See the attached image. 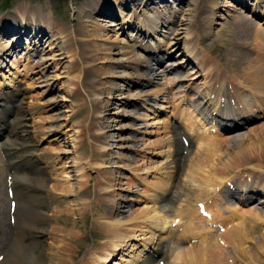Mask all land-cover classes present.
I'll list each match as a JSON object with an SVG mask.
<instances>
[{
  "label": "bare ground",
  "instance_id": "1",
  "mask_svg": "<svg viewBox=\"0 0 264 264\" xmlns=\"http://www.w3.org/2000/svg\"><path fill=\"white\" fill-rule=\"evenodd\" d=\"M181 1L182 0H173L172 2L171 0L170 2L172 3H169L168 0H95L94 2H90L88 4L81 6V8L78 11H76L78 15L75 13V15H77L78 20H81L82 22L81 26L85 36V40L87 39L90 45L94 49L98 48L97 41H102V39H99L102 37L106 41L110 40L108 41L111 45V47L108 48L110 51L111 49H117L118 44L121 45L120 50L117 49V52L115 53L122 54V57L117 59H114L112 57L110 58L113 59L114 62L118 63V66L129 68L132 71V73L129 72L118 73L114 69H111L112 71L108 70L109 73L111 74L108 75V77L120 78L123 82L125 81L126 88L124 90H128L129 95L131 97H134L135 99L133 100L134 103H131L130 101L129 103L130 108H127L128 109L127 111L124 110L128 115L137 113L135 111L137 109L135 108L137 105L145 109L147 108V106H149V110L152 113L157 111V109H153V108L157 106L158 98H160L161 97L160 95L162 94L170 93V91L160 90L161 92H159V95L154 93L153 97H151L152 95L143 97L144 95L142 89L149 84L155 83L158 77L160 78V76H162L164 73L169 72L167 68L169 65L173 67L174 65H176V63L168 62L167 65L164 66V68L158 71L157 70L158 66L154 67L151 63L153 62V64H158L160 63V59L158 60V58L151 52V50H149L150 45L148 44L147 41L145 43L144 42L140 43L141 44L140 46L145 45L144 46L145 48H143V46L140 47L139 45H137V47L136 46L134 47V44L130 43L128 40L127 41L125 40L118 41L116 39L111 40L110 37L111 35H109L108 31L106 30H111L110 27L111 28L114 27L115 29L117 28L124 29V27H132L134 30H131L130 33L128 34L131 40L137 41L140 37L145 38L151 34L150 32L148 33V29H149L147 28L148 24H144L142 19L141 22L139 21L137 23L134 22L133 15L137 14V11L135 9L141 7V11L145 10L146 13V10L150 8H156L157 6L160 8V9L158 8L157 13L159 12L160 13L159 17L161 16L160 19H163L162 24L164 23L166 24V23H171L172 20L169 19L165 20L164 19L165 13L170 15H175L177 13L176 11L177 9L175 6L179 7ZM183 1H187V4L190 6H192L193 4V0H183ZM210 3H211V6L209 5L210 16L208 19L209 24L214 20V16H216L217 11L225 10L228 13H231L230 7L238 4L241 5L242 0H210ZM131 5L134 6L130 7ZM258 5H259V1L257 0L255 7H258ZM166 8H171L172 10L170 11ZM126 9L128 10L131 9L133 10V12L129 14L127 12L125 13L124 10ZM97 15L98 16L105 15L107 17L113 16L115 19L109 20L106 25L107 29H104L103 27L105 26L100 27L95 23L96 18H94V16ZM116 19L117 22H114V20ZM185 20L186 17H182L181 23L184 24ZM238 20L241 21L240 17L238 18ZM190 22L192 23L193 21ZM193 23L196 22L194 21ZM167 25L169 24H166V26ZM45 26L47 25L44 24V22L41 20L40 17L27 18V16H21L16 19H11V20L5 19L1 21L0 35L2 34L3 35L13 34V35L9 36L6 40H2L1 38L2 36L0 37L1 39L0 67H2L3 64L2 58L8 52V50L11 52L17 50L18 47L21 46L22 43H24L25 38H26L25 40H27L26 48H24L25 53L27 51L26 55L29 56L34 52L40 55L41 51L43 50H41L39 42L42 40V37H44L45 34H47V30L52 27V26L51 27L48 26L45 27ZM255 29H256L254 31L255 39L259 40L257 41V44L259 43L258 46L260 50L263 49L262 53H260V51L258 52L262 54L260 56L261 59L255 58L257 55L252 57L253 59L255 58L254 62H250L249 65L246 66V69L244 70H242L241 68L242 73L238 74L237 71L232 72L234 74L233 78L235 81L230 82L231 84L232 83L235 84V82H239L241 86L247 88L248 90L246 89V92L250 94L249 96H251L250 98L251 100H253L252 103L249 104L244 103L243 105L241 103L242 102L241 98L239 97L240 90H237V88L240 87L238 86L239 84L236 86L237 84L236 83L235 87L231 86V88L229 89L224 83L225 81L223 78L224 76L221 77L219 75L220 73L219 70H218L219 73L213 70L216 68L217 65L215 64V66H212V64H210L208 60L206 61L205 59L203 60V62L201 61L200 63V65L202 66L201 70H206L207 74H205V77L206 78L211 77L213 80L219 83L220 84L219 88L215 86L217 88L215 89V87H213L214 84H209V81L212 79L206 80L203 83L205 90L198 89L196 92H194V95L190 97L191 99L190 98L188 99L189 103H191L190 114H193L192 115L193 117L189 116V118H185V112L181 110L180 119L178 120L175 119V121L178 122L177 126L171 124V122L170 121L168 122V120L165 121L164 123V119H159V120L157 119L153 123V124H157L160 122L164 123L162 127L164 130L162 131L163 133H165L163 134L165 135L164 141H162L163 139L161 138L162 139L160 140L161 142L160 143L159 141L157 142L158 143L157 145L159 146L154 149L153 154L161 155L164 152L163 154H165L164 155L166 159L165 161L167 162L166 163L164 162V165H160V168H162V172H161L162 179L159 180L162 181L161 183L154 182L156 183L155 185L157 186V189L155 190L153 196H151V200L153 204L148 206L145 205L146 208L144 207L142 209L143 211L140 212L141 214L140 217H142V219L138 220L139 214H137L138 217L136 218L133 217L132 220L124 219L122 214L126 211L123 210L122 208H124L125 205L123 204V201L120 200V197H122L121 196L122 191L126 189L122 188L123 185L121 183L122 178H119L120 176L117 175V173H123L121 169L125 167H131L130 164L133 160L131 154L132 150L133 151H142L143 149L145 150L144 147H142L141 149L140 147L141 145L138 144L139 142L138 140L140 139L136 138L139 132L142 133L143 128L147 130L146 127H148V124H146L145 122H141L142 120L145 119V117L143 115L141 116V115L133 114L131 115L132 120L121 122L118 126H115V128L114 127L112 128L111 125H109L110 121L108 120L106 121L104 120L105 118H101L102 121V122L100 121L101 125H99L100 127H97L98 130H102L100 133L101 135H99V137L95 136V133L93 132L91 133L93 127L92 124L91 125L89 124L90 126H88L87 128L85 127L86 131H88V133L91 135V138L94 141L99 140L102 143L101 144L102 146H100V148L105 149L107 154L101 157L99 159L100 161L92 162L91 159L93 158L97 159L99 157L98 154H96V152L93 150V148L90 145H86L83 143V141H80L79 146L75 147V150L73 152V154H75L76 156L73 157V155H71L65 157L66 159L68 158L69 162L71 158V162H73L71 165H69L70 167L69 172L71 173L70 177L74 183L73 185H71V187H68V189H70L71 192L73 191L74 195H72L73 199H71L72 204L70 203L68 205L67 204L65 205L64 203L63 204L64 207L57 209L56 213L60 212V214H62V213H68L69 211L70 212L76 210L80 211L81 208L85 210L87 208L85 205L87 204L86 200L88 199L85 200V198L83 197L84 195H89V194H90L89 196L95 197L94 200L92 199L93 200L92 205L98 206V205H104V203H106L109 213H105L106 214L105 218L107 219L103 221L104 225H102L105 234H107V238L105 239L104 242H102L103 244L100 242L99 245H96V248L93 247L94 249H91L89 256L83 259L80 262V264H107L111 256L114 255L115 251L120 253L122 252V250L124 251V249H127L126 246L128 244L130 245V243L128 242L132 240V238H136L139 241L135 242L136 245L134 247H133L134 244H132L133 248L131 247V250H129L130 252L127 257H122V256L119 257L122 260L126 261L125 264H224V263L229 264L230 261H232L231 259H233L232 257L234 256L228 251L229 250L228 244H231L232 246L231 248H233L235 252L234 253L235 258L237 259L240 257L243 259L248 258V262L251 264H263L264 258L262 259V261L259 260V258H257V253H261L264 255V232L259 231L260 233H262L259 235V237L256 235L254 236L251 235L252 229H255L256 226H258V223L260 222L262 223V221L264 222V173L262 170L263 167L262 168L252 167L253 168L252 171H246V173H243L237 177H234L233 175L224 176L223 173H225V171L221 173L219 170L215 169L217 168L215 167V165H213L215 167L214 169L213 167H210V169L212 170L206 169L205 167H203L204 169L202 167L200 168V166H197L196 163H194L195 157L193 159L191 156V153H194L193 155L196 154V156L199 155L201 156V153L203 152L202 153L203 156L198 157L202 159L203 162L205 161L207 162L209 157L214 158V155L218 147L217 145H220V142H222V140L215 139V137L214 138L212 137L211 139H208L206 137L205 139L203 137L202 139L201 138L202 135H204L205 133L210 134L212 132H216V130H219L218 128H221V126L223 127L231 123L241 122V120L244 118L251 117L253 115L258 114L259 112L260 113L263 112L264 98L258 96L259 95L258 93L259 92L264 93V29L260 27H256ZM53 31H54L53 36L50 37L49 39L47 38L45 43H48L47 46L53 48L52 50L54 49L58 50L54 52V55H56L55 60H57V62L60 63L62 59L61 55L70 51L68 45L62 42L60 38H63V40L65 38H68L69 32H67V30L64 28H62L61 30L56 28V30ZM194 32L192 29H188L189 36L192 35ZM208 33H209L208 30H206L205 35H208ZM169 34L170 35L167 36L168 40L164 41L166 45H171L173 46V48L178 47L180 44V38L178 37L179 32L170 31ZM170 36H174V37L170 39L171 38ZM57 41L59 42L56 43ZM192 41L193 40H191V42ZM193 43L194 42H192L190 45H193ZM60 44L61 47H59ZM196 46L197 44L195 43V45H193L194 50ZM255 50L257 51V49ZM95 51L97 50L95 49ZM182 53L183 56L184 54H187L186 52H182ZM48 59H50V57H48ZM46 60L47 59H43L42 57H40L37 62L40 63L39 65L41 66L45 63ZM181 62L179 61V63L177 64H180ZM186 62L188 63L191 62L190 55L189 58L186 60ZM195 69L196 70H194V72L190 71L189 73V74H194V76H192L190 80L191 79L196 80L198 77H200V71H198V68ZM170 70L173 71V69ZM76 73L77 74H73V76L75 78H80L81 71H78ZM103 74H102V78L106 77V75ZM214 74H216L215 77ZM13 75L14 74L11 73V78L7 82V85L4 84L3 86H0V108H1L0 125L2 124L3 125L2 127H4V124L7 125L6 133L3 135V138L0 140V198H2L1 195L3 193V189L4 190L6 189L5 186L6 184L4 179L7 178L6 175H10L12 177L11 184L14 187L13 186L11 187L15 188L16 187L15 183H18L17 185H20V191H22L21 195H18L19 191L17 192L18 194H16L15 201H13L14 202V211L12 213L13 222H14L13 227H15L16 234H13L14 235L13 242L9 241L11 242V244L8 243L9 246L7 248V253L10 255V259H11L10 263L12 262L11 264H74L73 252H75L76 250L75 251L73 250L77 249V247H75L70 240L73 237V235L78 232L75 233V230L72 228L74 230V231L72 230L74 233H72L73 235H71L72 231L71 230L69 231L67 228H62V227L58 228L57 226H56L57 228H54L52 226L44 225L42 226V228L38 229L35 226L36 222L43 221L49 216H52L53 212L55 211L54 208L55 206L53 204L55 202L57 203V200H59L60 198V195L59 193H57V190L61 189L62 191H64V188H62V186L57 182V178L54 175L55 169H52V164L53 162H55V157H52V155L42 151L38 147L42 139L41 137L42 130L37 127L38 122L34 119L35 117L34 115L37 112V107H35L32 103V95L31 94L28 95L29 94L28 90H30L29 85L28 83H26L24 88H22L21 82L23 83L25 82L24 78L16 77L15 75L14 76ZM220 77L222 78V80H220ZM239 77H241L242 80L239 79ZM183 80H186L184 76H177V74H175L171 82L173 84L176 83V81L177 83H181L184 82ZM105 82L106 81L104 82L101 81L100 84L104 85ZM80 84L84 86V82ZM111 84L114 83L112 82ZM130 84H133L132 85L133 88H129ZM110 87L112 88H105V89L109 90L108 92H110L112 89L123 90L119 86L113 85ZM179 91L180 90H178V92ZM129 95L127 96L130 97ZM28 96H29V100L26 101V98ZM110 96L112 97V95ZM234 98H239V99H234ZM11 99H16V101H18L17 103L19 104L17 108H14V111L10 110V108L7 105V103L11 102ZM233 99L235 101L232 103ZM158 106L161 108L165 107L163 105H158ZM2 109H4L5 111L4 112L1 111ZM89 111H90V105L86 101L81 99V103L75 109V113H74L75 123L78 122L77 118L81 117L84 114L89 113ZM196 122L197 124L199 123L201 125L198 127L202 131L201 133L200 132L196 133L197 131V129L195 128ZM207 123H210V126H208ZM182 126L185 130L182 128ZM2 127L0 126V131ZM261 127H258V129ZM120 128L122 129L126 128V130H129V133L126 135L125 134L122 135L123 133L120 132L121 131ZM250 128L252 130V127ZM250 128L248 129L249 131H251ZM113 130H118V131L113 132ZM240 131L234 132L231 135L228 134L226 143H228L227 145L229 147V152H227V154L225 155L227 157L224 163H223L224 160L222 161V165H221L223 167L222 169L224 170L226 168L231 167L230 162L235 159L239 160V158L240 159L243 158V160L245 159L248 161L257 160L256 158L257 156L252 157L251 154L249 156H246L247 154L244 153V151L247 150L245 148V143L247 142L246 147H249L247 145L250 143V141L248 138L244 136V134H240L241 133ZM256 131L257 128H255V132ZM119 132L121 134H118ZM113 133H117L118 138L114 139ZM259 133L260 132H258V134ZM262 133H263L261 134L262 136L259 137L258 135L255 138V140L256 141L259 140L258 142H256V144H258L257 149L260 150L264 158V132ZM254 135L255 134H253V136ZM182 137L188 140L187 146L184 145L182 141L183 140ZM204 139L205 141L208 139L209 142L206 141L204 142L205 145L203 144V146H201L200 141H203ZM194 143H196V151H200V149L203 148L202 152H200L199 155H197L198 152L192 150V148L195 146ZM251 146L252 147L250 148V151H252V148L254 149L253 145ZM116 147L118 148V151L117 150L114 151ZM222 149L218 151L222 153L221 151ZM64 151L65 153H70L72 150L70 151L69 148H67ZM223 151L225 152V150ZM13 154H15L16 156L12 157ZM25 156H27L28 159H26ZM179 156L184 157L185 161L183 163L180 162L179 164L178 162ZM219 156L220 155L218 153L217 157ZM253 156L255 155L253 154ZM2 157L13 159V161H11V163H7L8 161L6 159L2 160L3 159ZM24 160L26 161L25 162L26 164L28 163L31 164V162H34L37 166L33 174V180H35L36 185L30 183L26 172L22 169L23 166L22 161ZM195 161L198 160L195 159ZM209 161L211 160H208V162ZM240 163L238 165H240ZM89 164H99V166L104 170L106 167H109L111 172L108 170H105L104 172L107 171L106 173L108 174L109 173L113 174L115 172V176H112L109 179V181H107L106 184L104 182V179L100 180L97 178L96 182L98 181L97 183L100 186L99 189L97 187L98 191H96L95 189L97 183L95 184L96 186L94 190L93 189L91 191L86 190L85 188H87L89 185L90 177L85 176L83 172L84 170H86V168L89 169L88 168ZM235 164L236 162L234 163V165ZM255 164L256 166L258 165L257 163ZM13 165L15 167L13 170H11ZM206 165H208V163ZM6 166L8 168H6ZM65 166L68 165L66 164ZM262 166H264V159L262 160ZM195 167L197 169H195ZM6 169H9V171H6ZM183 170H185L187 175L191 177L193 176L194 178L196 175H194L193 173L195 174L197 173L199 175L196 177H198L200 181L203 183V185H205V186L202 185L203 187L201 188L202 190H200V192L202 191L204 192V190H206V186L207 189L209 188L208 186H212V185L214 186L212 187L214 188L215 195L213 194L214 196L212 201H210L209 203L208 201H205V205H204L203 200L205 199L203 200L199 199L197 200L196 204L194 203L195 205H197L195 208L194 207L195 205H193L190 202L191 200L189 201L188 199H186L188 197V194L182 193L183 191L182 187H180L182 190L180 191V188L176 187V184L173 182V180L176 179L177 174L179 175V173H181V171ZM116 175L118 177H116ZM187 175H185L184 177H186ZM238 177L239 180H236V178ZM198 178L197 180L199 181ZM193 180H196V178ZM100 181L104 183H101ZM233 181H237V182H233ZM182 185H184V183ZM62 191H60V194ZM100 191H102L101 194H104L101 197L98 195L100 194L98 193ZM211 191H213V189ZM14 192L16 191L14 190ZM210 192L208 189V193ZM167 196H170L171 198V199L169 198L170 200L169 202H172L171 200H174L176 198L175 203L171 204L169 207L167 205L168 203L164 202V199L167 198ZM183 196L184 199H182ZM21 198L23 199L21 200ZM5 199L7 202L6 204L7 212L5 216L6 219L0 216V235L4 239L10 236V234H8L10 228L9 222L7 221L8 218L10 217L9 211H11V209L9 210V206L11 204L9 202L10 198L8 200L7 192L4 200ZM208 199H210V197ZM47 200L48 201L50 200L52 204L46 203L45 201ZM127 200H132V198H129ZM243 200H245V202L246 201L253 202L252 206L248 209L247 208L243 209V207L240 206V202H242ZM185 202H187V204ZM71 205L74 208H71L70 207ZM79 205H81L82 207H80ZM200 206H202V208H200ZM231 206L234 209V211L232 212L230 211ZM237 206L240 210L237 209L235 210ZM226 207L227 210H225ZM228 211L230 212V214H226L228 213ZM192 215L194 216L192 217ZM195 218L199 219V222L201 224L196 225L197 223L195 222V220L192 221ZM137 223H140V225H138L139 228H137L135 231L134 227L137 226ZM130 224L131 226H134L132 227L134 229H129L128 227H127L128 228L127 231L122 229V227H124L125 225L130 226ZM74 226L75 225H73L72 227ZM249 226L251 228H249ZM216 227L219 228L221 227L220 230L221 231L224 230L222 231L223 233H219L217 236L211 233V231H214ZM257 229L260 228L258 227ZM130 231L131 232L134 231L133 235L131 234ZM138 231L140 232L137 234ZM254 232L256 231L254 230ZM248 234L252 238L251 247L250 245L249 246L244 245L246 239L249 238ZM193 235L199 236L200 239L199 238L198 239L200 240L201 243L200 246L198 245L199 242L197 243L198 246H196V243H194L195 236ZM58 237H61V239H59ZM38 238L43 239V246L38 252H35L32 245H34V243ZM251 238H249V241ZM166 241L168 242L170 241V247H171L170 251L172 252L169 253L170 260L167 261L165 260V258L168 249H166L167 245H164V242ZM181 241L183 243H180ZM255 249L257 251H254ZM260 250L263 251L260 252ZM229 254H231L232 257ZM6 261L7 258L5 259L2 258L0 260V264H6ZM225 261L228 263H226ZM113 264H118V263L115 262Z\"/></svg>",
  "mask_w": 264,
  "mask_h": 264
},
{
  "label": "rangeland",
  "instance_id": "2",
  "mask_svg": "<svg viewBox=\"0 0 264 264\" xmlns=\"http://www.w3.org/2000/svg\"><path fill=\"white\" fill-rule=\"evenodd\" d=\"M94 1L95 0H0V22L5 20V19L11 20V19H16V18L21 17V16H27V18L40 17L45 25H47L48 27L52 26L50 29H48L49 31L47 30L48 35L45 34V36L42 37V40L39 42L40 48H41V50H43V51H41L40 55L35 53V52L30 54L29 56L26 55L27 51L25 53L24 48H26L27 40H25L26 39L25 37H24L25 38L24 43H22V45L19 46L17 50H14L13 52L8 50V52L2 58L3 64H2V67H0V86H3L4 84L7 85V82L11 78V73H13L16 77L24 78L25 82L24 83L21 82V83H23V84H21L22 88H24L26 83H28V85H29L30 90H28V92H29L28 95H30V94L32 95V103L35 107H37V112L34 115L35 116L34 119L38 122L37 127L42 130V132H41L42 133L41 134L42 139H41L38 147L42 151L52 155V157H55V162H53V164H52V169H55L54 175L57 178V182L62 186V188H64V191H62L61 189L57 190V193H59L60 198H59V200H57V203L55 202L53 204L55 206L54 207L55 211L53 212L52 216H49L48 218L44 219L43 222L42 221L36 222L35 226L38 229L42 228V226H44V225L52 226L54 228H57V227L61 228L62 227V228H67L69 231L70 230L72 231L74 229L75 233L78 232L74 235L72 234V233H74L73 232L74 230L71 232V235H73V237L71 238L70 241H71V243H73V245L75 247H77V249L73 250V251L76 250L75 252H73L74 253L73 263L74 264H80V262L83 259H85L89 256L90 251H91V249H93V247L95 248L96 245H99L100 242L101 243L104 242L105 239L107 238V234H105L104 228L102 227V225H104L103 221H105V219H107V218H105V216H106L105 213H109L107 205H106V203H104V205H98V206L92 205L95 197L89 196L90 192L88 193L89 195H84V197H83V198H85V200L86 199L90 200V201L86 200L87 204H89L90 206L85 204L87 207L85 210L83 208H81L82 210L80 209V211H78V210L72 211L73 210L72 209L71 210L72 212L69 211L68 213H62V214H60V212L56 213L57 209L64 207V205H63L64 203H65V205L66 204L68 205L70 203L72 204L71 199H73L72 195H74L73 191L71 192V190L68 189V187H71V185H73V183H74L70 177L71 173L69 172L70 171L69 165H71L73 162H71V158H70V162H69L68 158L66 159L65 157L71 156V155H73V157L76 156L75 154H73V152L75 150V147L79 146L80 141H83V143L86 145H90L93 148V150L96 152V154H98L99 157L97 159H94V158L91 159L92 162L100 161L99 159L107 154L105 149L100 148V146H102L101 145L102 143L99 140L94 141L91 138V135L88 133V131H86V128L92 124L93 127L91 130V133L93 132V133H95V136L99 137V135H101L100 133L102 130H98L97 127H100L99 125H101L100 124L102 122L101 118H105L104 120L110 121L109 125H111L112 128L113 127L115 128V126H118L121 122H126L127 120H132L131 115H133V114L134 115H141V116L143 115L145 117V119L142 120L141 122H145L146 124H148V127H146L147 130H145L143 128L142 133H144V134L139 132L138 135L136 136V138L140 139V140H138L139 141L138 144L141 145L140 146L141 149H142V147H144L145 150L144 149L142 151H133L132 150L131 154H132L133 160L130 164L131 167H125V168L121 169L123 173H117V175L120 176L119 178H122V182H121L123 184L122 188L126 189V190L122 191V195H121L122 197H120V200H122L123 204L125 205L124 208H122V209L126 211L122 215H123L124 219H131L132 220L133 217L136 218V217H138L137 214H139L138 220H140V219H142V217H140V215H141L140 212L143 211L142 209L144 207L146 208L145 205L148 206V205L153 204V202L151 200V196H153V194L155 193V190L157 189V186L155 185L156 183H154V182L161 183V181H162V180H159V179H162L161 178L162 177V174H161L162 168H160V165H164V162L165 163L167 162V161H165L166 159L164 156L165 154H163L164 152L161 155L153 154L154 149L159 146V145H157L158 144L157 142L159 141V143H160L161 142L160 140H162V139H163L162 141H164L165 135H163V134H165V133H163V131H162V130H164L162 128L163 124L167 120H168V122L170 121L171 123H173L172 118L175 119L174 116H176L179 119L181 116L180 115L181 110H183L185 112V118H189V116L193 117L192 116L193 114H190L191 103H189L188 99L191 96H193L194 92H196L198 89L205 90L203 83L206 80L212 79L211 77L210 78L205 77V74H207V71L201 70L202 69V66L200 65L201 61L203 62V60L206 59V61L208 60V62L210 64H212V66H215V64H216L217 65L216 68H218V69L215 68L213 70L216 72H218V70H219V72H220V73L218 72L219 75L221 77L224 76L223 77L225 80L224 83L230 89L231 86L235 87L236 83H237L236 86L239 84V82H235V84L230 83L232 81H235L233 78L234 74L232 72L237 71L238 74L242 73L241 68H242V70L246 69V66H248L250 62H254L255 58L261 59L260 56L262 54H260V53H262V51H263V49L260 50V48L258 46L259 43L257 44V41H259V40L255 39V32L254 31L256 30L255 29L256 27H260V28L264 29V24H263L264 20H262V18L254 17L250 12H248L249 10L243 11L241 9V6H238L239 4L230 7L231 13H228L225 10L217 11L216 16H214V20L209 24V22H208V19L210 16V9L209 8L211 6L210 0H193L192 6L188 5L187 1L182 0L181 4H179V7L175 6L177 9L176 10L177 13L175 15H170V14L165 13L164 19L165 20L166 19L172 20L171 23H166V24H169L167 26L165 23L162 24L163 19H160L161 18V16L159 17L160 13L159 12L157 13V10L159 7L156 6V8H150V9L146 10V13H145V10L141 11V7H138L137 9H135L137 11V14L133 15L134 22H136V23L138 21L141 22V19H142L144 24H148V27H147V28H149L148 33L149 32L151 33L150 36H147L145 38L140 37L138 40L141 42H144V43L147 41L148 44L150 45V48L148 47L150 50H157V52L154 51V53L156 54L155 56L160 57V55H161L160 63H158L160 65L153 64V62L151 64L154 67L158 66V69H157L158 71H160L162 68H164V66L167 65L168 62H175L176 65H174L173 67L171 65H169L167 67L169 72L164 73L162 76H160V78L158 77V79L156 80L155 83L149 84L142 89L143 95H144L143 97H147L148 95L149 96L152 95L151 97H153L154 93L159 95V92H161L162 90L163 91L164 90L170 91V93L162 94V95H160L161 97L158 98V104L155 108H153V109H157V111L152 113L149 110V106H147V108H148V110H147V108L145 109V108L137 105L135 107V108H137L135 110L137 113H133L131 115H128V114H126V112L124 110L127 111L128 110L127 108H130V106H129L130 101H131V103H134V101H133V100H135L134 97H131L129 95L128 90H124L126 88L125 81L123 82L120 78H113V77L109 78L108 77V75H111L109 73V71H112L111 69H114L118 73H120V72L132 73V71L129 68H126L123 66H118V63L114 62V60L110 58V57H112L114 59H117V58L122 57V54H119V53L116 54L115 53V52H117V49L120 50L121 45L118 44L117 49H111V51H110L108 49L109 47H111L110 43L108 42L110 40L106 41L102 37V38H99V39H102V41H97L98 48H101V49L95 48L97 50V51H95V49L90 45L88 40L87 39L85 40V36H84L83 29L81 26L82 22H81V20H78V18H77L78 13H76V11H78L81 8V6L88 4L90 2H94ZM170 1L171 0H168L169 3L173 2V0H172V2H170ZM256 1L257 0H246V4H250V6H253L251 8V10H253L254 12L262 11L264 13V0H258L259 4H260V9H259V5H258V7H255ZM206 4H208V5H206ZM133 6L134 5H131L130 7H133ZM128 9L124 10V12L125 13L127 12L128 14L133 12V10H131V9L128 10ZM166 9H168L170 11L172 10L171 8H166ZM75 13L77 15H75ZM260 14H261V12H260ZM106 17L107 16H105V15L104 16H98V15L94 16V18H96L95 23L97 25H99L100 27L105 26L103 28L107 29L106 25H107L108 21L113 20L115 18L113 16L107 17V18ZM182 17H186L184 24L181 23ZM239 17H240L241 21L238 20ZM190 21H193V22L195 21L196 23H193V22L191 23ZM49 22H51V23H49ZM114 22H117V19L114 20ZM47 26H45V27H47ZM56 28L59 30L64 28L67 30V32H69L68 38H65L66 40L65 39L63 40V38H60V40L68 45V48L70 49L71 52L69 51V52H66L63 55H61L62 59H61L60 63H58L57 60H55L56 55H54V52L58 51V50L57 49L52 50L53 48L47 46L48 43H45L47 38L49 39L50 37L53 36V34H54L53 30H56ZM110 29L112 31L111 30H106V31H108L109 35H111L110 36L111 40H115V39L118 41H121V40L127 41L128 40L130 43L134 44V47L135 46L137 47V45H139V46L141 45L139 41H138L139 42L138 43L137 41H133V40H131V38H129L128 34L130 33L131 30H134L132 27H124V29L123 28L122 29H118V28L115 29L114 27H112V28L110 27ZM150 29H151V31H150ZM188 29H192L193 32L194 31L195 32L189 36L188 35ZM163 30H164V32H163ZM206 30H208V32H209L208 35H205ZM170 31L171 32H174V31L179 32L178 37L180 38V44L178 47L173 48V46L166 45V43L164 42V41L168 40L167 36L170 35L169 34ZM11 35H13V34H6V35L2 34V35H0V37L2 36L1 37L2 40H6ZM170 37H171L170 39H172V37H174V36H170ZM80 39H81V41H80ZM67 40H68V43H67ZM191 40H193L192 42H194L193 45H195V43L197 44L195 50H194L193 45H190L192 43ZM58 42L59 41H57L56 43H58ZM159 42H161V43H159ZM39 43H38V45H39ZM256 45H257V48H256ZM142 46H143V48H145L144 47L145 45H142ZM142 46H140V47H142ZM59 47H61V44L59 45ZM155 47H157V48H155ZM42 48H44V49H42ZM45 49H46V51H45ZM255 49H257V51ZM259 51H260V53H258ZM60 52H63V51H60ZM182 52H186L187 54H184V56H183ZM75 53H77V54H75ZM162 54H163V56H162ZM189 55H190V60H191L190 63L186 62V60L189 58ZM254 56H256V57L253 59L252 57H254ZM40 57H42L43 59H47L45 61V63L41 66L39 65L40 63L37 62ZM48 57H50V59H48ZM250 59H252V60H250ZM181 60H182V62H181ZM179 61L181 63L177 64V63H179ZM109 63H111V64H109ZM244 64H245V66H244ZM177 65H180V66H177ZM103 66H105V67H103ZM43 68H45V69H43ZM195 68H198V71H200V77H198L196 80H193V79L190 80V78L192 76H194V74H189V73H190V71L194 72V70H196ZM226 68H228V69H226ZM170 69H173V71ZM229 70L230 71L232 70V71L230 72ZM78 71H81L80 78H75L73 76V74H77L76 72H78ZM103 73L106 75V77H104V78H102ZM161 73H163V72H161ZM175 74H177V76H184L186 80H183L184 82H181V83H177V81H176V83L173 84L171 81L173 80ZM215 75L216 74H214V77H215ZM221 77H220V80H222ZM239 79L242 80L241 77H239ZM101 81H103V82L106 81V82L104 85H101L100 84ZM79 82L80 83L84 82V86L81 85ZM112 82L114 84H111ZM215 83H217V82L213 79L209 81V84H214L213 87L217 86V88H219L220 84L219 83L215 84ZM113 85L119 86L123 90L112 89L110 92H108L109 90L105 89V88H112L110 86H113ZM132 85L133 84H130L129 88H133ZM238 86H240L237 88V90H240L239 91V97L241 98V101L245 104L252 103L253 100H251V98H250L251 96H249L250 94L248 92H246L247 88H244L240 84ZM217 88L215 87V89H217ZM178 90H180V91L178 92ZM258 94H259L258 96H261L262 98H264V93L259 92ZM110 95H112V97ZM127 95H129L130 97H128ZM234 97H235V95H234ZM81 99H83L84 101H86L90 105V111H89V113H87L88 115L84 114L81 117L77 118L78 122L75 123L74 113H75V109L77 108V106H79V104L81 103ZM234 99H239V98H234ZM234 99L232 100V103L235 101ZM28 100H29V96L26 98V101H28ZM183 100H184V103H183ZM105 102H106V104H105ZM9 104H10V102L7 103V105H9ZM11 104H13V105L17 104L18 105V103L14 104L13 102H11ZM140 105H143V104H140ZM158 105H163L165 107L161 108ZM184 109H186V110H184ZM257 116H259V117H256L255 119H253V121L248 122L246 124V126H244V128L241 129V131L237 130L236 132L240 131L241 132L240 134H244V136L246 138H248L250 141V143L247 145L249 147H246L247 142L245 143V148L248 150V151L247 150L244 151V153L247 154L246 156H249L250 154L252 157L257 156L256 158L258 161L257 160L256 161H248L245 159H244L245 160L244 161L243 158H241V159L239 158V160L235 159V160H232L230 162L231 167L226 168L225 170L222 169L223 168L221 166L222 161L224 160L223 163L225 162V159L227 157L225 155L227 154V152H229V147L227 145L228 143H226V140L228 138V134L231 135V133H229V131H226V132L216 131V132H212L210 134L205 133L204 135L201 136V138L203 139V137L204 138L206 137L208 139H211L212 137L213 138L215 137V139H221L222 142H220V145H217L218 146L217 151L223 148L221 150L223 154L220 153V151H218V152L216 151V153H215L216 157H215V155H214V158L209 157L210 159L208 158V160H211V161H209V162H208V160H207V162L205 161L206 164L208 163V165H206L205 162L202 161V159L198 158V157L203 156L202 155V153H203L202 149L203 148L200 149V151H196V143H194L195 146L193 145L194 147L192 148V150L198 152L197 155H199V153L202 152L201 156L200 155L196 156V154L193 155L194 153H191L192 158L194 159V157H195V159L198 160V161H195V159H194V163H196L197 166H200V168L205 167L206 169H210V167H213V169H214L215 167H217L215 169L219 170L221 173H223L225 171L226 175H225V173H223L224 176H232L233 175L234 177H237L243 173H246V171H252V169L255 167H260V168L263 167L264 168V166H262V160L264 158H263L260 150L257 149L258 144H256V142H258L259 140H257V141L255 140V138L258 135L260 137V136H262L261 134H263L262 132H264V127H263L264 126V110L262 113L259 112ZM157 119L158 120L164 119V123L160 122L157 124H153ZM161 121H163V120H161ZM168 122H167V124H168ZM149 124H150V126H149ZM158 124H159V126H158ZM199 126H201V125L199 123L197 124V122H196V124H195V128L197 129L196 133L202 132L200 130V128H198ZM250 127H252V130ZM258 127H261L263 130L261 128L258 129ZM249 128L251 131L248 130ZM255 128H257L256 132H255ZM109 129H110V127H109ZM118 130H113V132L118 131ZM120 130H121L120 132L123 133L122 135H124V134L126 135L129 133V130H126V128L125 129L120 128ZM120 132L118 134H121ZM248 132H250V133H248ZM258 132H260V133L258 134ZM250 134H252V135H250ZM253 134H255V135L253 136ZM113 135H114V137H113L114 139L118 138L117 133H113ZM218 137H220V138H218ZM205 139L203 141H200L201 146H203L204 142L208 141V139L206 141H205ZM243 141H244V139H243ZM210 142H211V140H210ZM251 145H253V147H254V149L252 148V151H250V148L252 147ZM117 147H116V149H114V151H116V150L118 151ZM67 148H69V150L70 151L72 150V151L70 153H65L64 150ZM100 149H103V150H100ZM104 150L106 153L104 152ZM223 150H225L226 153ZM218 153L220 155L219 157H217ZM253 154L255 156H253ZM257 154L259 155V157ZM15 156H16L15 154L12 155V157H15ZM25 157H26V159H28L27 156H25ZM216 158H217V161H216ZM259 159H260V161H259ZM15 160H17V159H15ZM184 161H185L184 157L179 156V159H178L179 164H180V162L183 163ZM238 161H239V163L241 162L240 165H238L239 164ZM246 161H248L250 164ZM25 162H26L25 160L22 161V163H23L22 169H24L25 167H31L25 172H27L26 174H27V177H28V180L30 181V183L33 185H36L35 180H33V174H34V171L36 170V168H35L36 164L34 162H31V164L30 163L26 164ZM235 162H236V164L234 165ZM197 163H200V164H197ZM255 163H257L258 165L260 163V165L256 166ZM66 164L68 166H65ZM252 164H253V166H252ZM5 165H6V162H5ZM213 165H215V167ZM14 167L15 166L13 165L11 170H13ZM6 168H8V167L6 166ZM88 168L89 169L86 168V170H84L83 173L85 176L90 177L89 178L90 179L89 185L87 187L88 189L85 188L86 190H89V191H91L92 189L94 190V188L96 186L95 184L98 182V181L96 182L97 178L100 180L104 179V182L106 184L107 181H109V179L112 176H115V172L113 174H110V173L108 174V173H106L107 171L104 172L105 170L110 171L109 167H106L104 170L103 168H101L99 166V164H89ZM263 168H262V170L264 173ZM195 169H197V168L195 167ZM210 170H212V169H210ZM6 171H9V169H6ZM193 174L196 176H199L197 173L196 174L193 173ZM117 175H116V177H118ZM185 175H187L185 170L181 171V173H179V175L177 174L176 179H174L173 182L176 184V187H178V188L182 187V190L184 191L183 192L180 188V191H182V193L188 194V197L186 199H188L189 201L191 200L190 202L193 205H195L197 200H199V199H202V200L205 199V200H203L204 203H205V201H208V203H209L210 201L213 200V196L215 195L213 185H212L213 187L208 186L209 187L208 189H209V192L212 189L214 192L211 191L210 193H208V189L206 186L207 191L204 190V192L202 191L203 192L202 193V192H200V190H202L201 188L205 185H203V183L200 181V179L195 176L196 180H193V179H195L193 176L191 177V176L187 175L186 177H184ZM7 176L8 175H6V177ZM187 177H189V178H187ZM197 178L199 179V181L197 180ZM4 179H5V184H6L5 186H6L7 190L3 189V193L1 195V197L3 199L0 198L1 199V201H0V216L5 218L6 212H7V207H6L7 202H6V199L4 200V198L6 196V192H9V190H8L9 176L7 178H4ZM86 179H87V177H86ZM190 179H192V180H190ZM100 182L104 183L102 181H100ZM186 182L188 185L186 184ZM190 182H191V184H190ZM183 183H184V185H182ZM17 184L18 183H15L17 190L15 188L11 187V186H13L12 184L9 185V188L10 189L12 188V191H13L12 195L8 194V200L10 198L9 202L11 204L9 206V210L11 209V211H9L10 212L9 213L10 219L8 218V221H7V222H9L10 228H9L8 234H10V236L6 237L4 239L0 235V238H1L0 239V249H1L0 260L2 258H4V259L7 258L6 264L12 263V262L10 263L11 259H10V255L7 253V248L9 246V244H11V242H13V240H14L13 234H16V233H14V230H13V223L14 222L12 221V219H13L12 213L14 211V202H13V200H14L13 195L14 194L13 193H16V194L20 193L19 185H17ZM97 187H98V189L100 187L98 185V183H97V186L95 188L96 191H98ZM85 189H84V191H85ZM189 189H190V191H189ZM14 190L16 192H14ZM60 191H62L61 194H60ZM98 193H100V194H98L100 197L104 195V194H101L102 191H100ZM18 195H20V194H18ZM199 196H201V197H199ZM208 196L210 197L211 200L208 199L209 198ZM129 198H132V200H127ZM169 198H170V196H167V198L164 199V202L168 203L167 204L168 207L171 204L175 203V201H176V198H175L174 200H171L172 202H169L170 201ZM193 198H194V200H193ZM22 199L23 198H21V200ZM166 199H168V200H166ZM182 199H184V196L182 197ZM45 202L48 204H52V202L50 200L49 201L47 200ZM185 203L187 204V202H185ZM3 204H5V205H3ZM21 204H22V202H21ZM79 206L82 207L81 205H79ZM196 206L197 205H195L194 207L196 208ZM240 206H242L243 209H246V208L248 209L252 205L251 204L249 205V203H244V204L240 203ZM70 207L74 208L72 205ZM172 208H175V207H172ZM236 209L240 210L238 208V206L235 208V210ZM225 210H227V207L225 208ZM230 211L231 212L234 211L232 206H231ZM226 214H230V212L228 211V213H226ZM81 215H83V216H81ZM194 215H192V217ZM196 219L197 218L193 219L192 221L195 220V222L197 223V224L195 223L196 225L201 224L199 222V219H197V220ZM73 225H75V226L72 227ZM138 225H140V223H137L136 227L131 226V224H130V226L125 225L124 227H122V229L127 231L128 228L129 229L135 228V231H136V229L139 228ZM262 225L264 226L263 221H262V223L261 222L258 223V226H256L255 229H252L251 235L252 236L256 235L259 237V235L262 234L260 232H262V231L264 232V227ZM132 227H134V228H132ZM258 227L260 229H257ZM249 228H251V227L249 226ZM76 230H78V231H76ZM254 230L256 232H254ZM222 231H224V230H222ZM222 231L218 229V230L211 231V233H213L215 236H217L219 233H223ZM139 232L140 231H138L137 234ZM133 233H134V231L131 232L132 235H133ZM249 234H248V236H249V238H251ZM135 236H137V235H135ZM193 236H195V240L197 241L196 242L194 240V243H196V246H198V245L200 246L201 243L199 240L200 239L199 236H196V235H193ZM58 238L61 239V237H58ZM249 238L246 239L244 245H248V246L250 245V247H251L252 238L250 239V241H249ZM9 241H11V242H9ZM137 241H139V240L136 238H132V240H130L128 242V243H130V245L128 244L127 245L128 247L126 246L127 249H124V251L122 250V252H120V253L115 251L114 255L111 256V259H110L109 263H107V264H113L115 262H117L118 264H125L126 261L122 260L119 257H121V256L127 257L129 255V252H130L129 250H131L132 244H134L133 245V247H134L136 245L135 242H137ZM180 243H183V242L181 241ZM197 243H198V245H197ZM166 245H167L166 249H168V250H167L165 260L167 261V260H170V254L169 253H172L170 251V249H171L170 241L169 242L167 241ZM32 246H33L34 251L38 252L41 249V247L43 246V239L38 238L36 240V242L34 243V245H32ZM228 247H229V250L228 249L227 250L231 254H233V256H234V257H232V255L229 254L233 258V259H231L232 261H230V263L233 262L231 264H243V263L244 264L245 263L251 264L248 262V258H246V259H243L241 257L238 259L235 258V254H234L235 252H234L233 248H231L232 247L231 244H228ZM254 251H257V250L255 249ZM262 251L263 250H260V252H262ZM7 254H8V256H7ZM8 258H9V260H8ZM257 258H259V260L262 261V259L264 258V255L261 253H257ZM226 263H228V262H226ZM263 264H264V261H263Z\"/></svg>",
  "mask_w": 264,
  "mask_h": 264
}]
</instances>
